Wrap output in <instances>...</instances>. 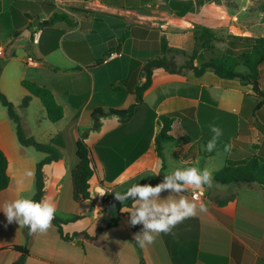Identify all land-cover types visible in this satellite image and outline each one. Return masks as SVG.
I'll list each match as a JSON object with an SVG mask.
<instances>
[{"label":"crops","instance_id":"0c3cea01","mask_svg":"<svg viewBox=\"0 0 264 264\" xmlns=\"http://www.w3.org/2000/svg\"><path fill=\"white\" fill-rule=\"evenodd\" d=\"M214 1L0 0V89L22 107L29 95L22 81L30 80L51 90L63 107V117L52 122L40 98L33 96L22 117L37 140L61 152L58 161L45 166L44 198L55 203L60 218L78 216L62 224L64 235L72 238L63 237L53 222L47 231L37 232L24 264H264V189L215 179L228 161L264 157V104H257L252 84L211 69L197 75L178 57L172 66L178 71L153 70L131 118L124 121L108 113L136 101L137 88L145 81L142 72L161 55L164 40L192 52L197 26L217 31L227 27L222 5ZM56 13L68 19L52 22ZM112 52L119 55L106 61ZM100 109L107 113L95 115ZM165 114L174 115L175 140L164 143L163 168L155 138L158 120ZM210 125L222 129L217 145H230V150L207 151L213 135ZM73 134L91 147L97 163L93 199L83 202L73 198ZM0 148L9 159L10 176L9 186L0 191V206L21 193L33 197L37 164L46 154L20 143L16 123L4 111ZM187 166L207 168L212 186L162 192L161 197L191 200L198 193L197 203H204L206 211L140 247L134 234L142 225L128 224L127 211L134 201L122 203L115 192L137 182L154 186L167 171ZM151 170L160 175L152 176ZM96 183L106 192L101 202ZM26 233L18 223L8 224L0 212V264H12L17 254L10 246L25 244Z\"/></svg>","mask_w":264,"mask_h":264},{"label":"trees","instance_id":"16d2710c","mask_svg":"<svg viewBox=\"0 0 264 264\" xmlns=\"http://www.w3.org/2000/svg\"><path fill=\"white\" fill-rule=\"evenodd\" d=\"M61 19H68V15L65 13H56L51 18V21L56 22ZM194 38L196 46L192 52L170 47L168 42L164 40L161 55L150 60L142 72L145 81L137 88L136 101L127 109H110L108 113L118 114L124 121L131 118L136 106L143 100L144 91L152 82L153 70L164 67L171 71H178L172 67L173 62L178 57L185 59L184 68L194 70L197 75H201L207 69H211L221 77L239 78L244 83L252 84L259 98L257 104L260 106L264 104V89L261 88V79L263 78L262 69L264 68V36L230 35L228 40L233 45L236 46L237 43L243 44L241 51L235 55L227 53L225 50L217 47V42L226 41V37L220 36L217 30L206 26H197L194 30ZM196 62L197 64H195ZM22 85L29 91V95L22 101L23 107H27L32 97L36 96L40 98L47 111L48 118L52 122H56L63 117V107L56 101L51 90L30 80H23ZM0 103L7 109L9 117L16 123L20 143L25 146H33L46 154V157L38 162L35 174L36 191L33 199L40 200L45 197L47 179L45 166L54 161H58L61 157V152L52 143L41 142L31 134L29 124L17 112L15 103L1 89ZM105 113L107 112L100 109L95 112V115ZM173 116V114L161 115L158 120L159 131L155 138V144L157 153L163 161V168L165 166V157L163 154L164 143L175 140L172 134ZM72 141L75 146L74 154L76 159L71 171L73 198L76 202H83L93 199L90 187L91 180L97 171V163L93 150L84 139L73 134ZM223 147H225L224 144H218L214 152ZM8 168L9 159L0 148V191L6 189L10 184ZM215 179L224 184L257 185L264 189V157L253 155L240 161H228L226 166L216 173ZM162 180L163 178L157 183ZM132 202L131 200L128 205H131ZM77 217L64 220L55 215L52 222L58 227L59 233L63 237L72 238L73 236L64 235L62 224ZM26 232L27 239L25 244L10 246L17 254L12 264H24L25 257L30 253V248L35 241L37 233L30 234L27 228ZM78 234L75 233L74 236ZM80 234L89 237L87 233Z\"/></svg>","mask_w":264,"mask_h":264},{"label":"clouds","instance_id":"9594fccd","mask_svg":"<svg viewBox=\"0 0 264 264\" xmlns=\"http://www.w3.org/2000/svg\"><path fill=\"white\" fill-rule=\"evenodd\" d=\"M209 127L213 135L206 149L212 152L223 132L216 125ZM228 150L230 145H225V151ZM151 174L159 176L160 172L151 170ZM27 175L31 176L32 172L28 171ZM212 183L213 177L207 168L177 167L167 171L163 175V180L154 186L150 183L137 182L124 192H115V199L122 203L129 198L134 201L131 210L127 211L128 224L132 227L142 225L141 231L134 234V239L140 247H144L146 244H152L157 234L170 232L183 220L196 216L198 212L206 211V205L198 204L195 195L191 200L184 197L162 198V192L179 194L186 192L189 188L202 191L204 186L211 187ZM0 212L4 213L8 224L18 223L21 227H26L30 234H34L47 231L56 215L57 208L50 198L35 200L31 194L21 193L16 199L0 206Z\"/></svg>","mask_w":264,"mask_h":264},{"label":"rangeland","instance_id":"374dc122","mask_svg":"<svg viewBox=\"0 0 264 264\" xmlns=\"http://www.w3.org/2000/svg\"><path fill=\"white\" fill-rule=\"evenodd\" d=\"M218 3H221L224 13L226 14L224 18L227 20V27L224 29H218L220 36L226 37L225 42H217L218 48H220L221 50H225L227 53L235 55L236 53H239L241 51V49L243 48V44L237 43L236 46L233 45V43L228 40L230 35L249 36V33L252 36L264 35V0L214 1V4ZM228 14L229 16H227ZM263 73L264 68L262 70L263 78L261 79V87H263L264 89ZM24 108L25 107H20L16 104V110L21 116L26 112ZM1 111H4L7 114L6 108L0 103V112ZM37 111L38 109L35 108L34 112ZM98 184L96 183V185ZM93 186L94 185L91 184V187Z\"/></svg>","mask_w":264,"mask_h":264},{"label":"built area","instance_id":"2783aa9c","mask_svg":"<svg viewBox=\"0 0 264 264\" xmlns=\"http://www.w3.org/2000/svg\"><path fill=\"white\" fill-rule=\"evenodd\" d=\"M39 33H40V31H37V32L35 33V35H34V41H35L36 43L39 42ZM0 55H3V50H2V49H0ZM118 55H119V53H117V52H112V53H110L109 56L106 58V61H108L109 58H113V57H116V56H118ZM29 61H30V62H33L34 60H33L32 58H29ZM96 191H97V195H98V201H100V202L103 201V200L105 199V195H106L105 189H104L102 186L98 185L97 188H96ZM101 193H104V194H103V195H100ZM193 195L196 196L197 201H199V200L201 199L200 194H198V193H193ZM193 195H192V196H193Z\"/></svg>","mask_w":264,"mask_h":264}]
</instances>
